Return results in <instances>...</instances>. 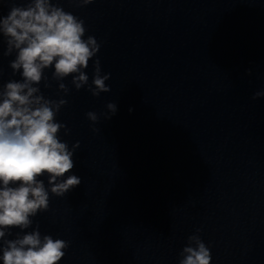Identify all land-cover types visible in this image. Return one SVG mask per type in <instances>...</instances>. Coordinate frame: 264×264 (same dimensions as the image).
Segmentation results:
<instances>
[{"label": "clouds", "instance_id": "9594fccd", "mask_svg": "<svg viewBox=\"0 0 264 264\" xmlns=\"http://www.w3.org/2000/svg\"><path fill=\"white\" fill-rule=\"evenodd\" d=\"M77 2L87 5L93 0ZM85 32L83 20L52 0L13 4L6 16H0V34L7 42L5 55L15 50L10 67L22 77L20 81H8L0 90V260L3 264H59L69 246L63 239H54L49 234L41 236L39 225L30 232L24 230L32 226L33 217L47 211L49 193L63 197L81 184V178L72 174L74 151L58 135L66 127L55 120L66 101L57 103L37 93L44 70L49 68H54L55 78L72 76L76 89L88 83L82 69L88 68L100 45L92 36L84 39ZM94 69V88L89 91L98 97L110 91L105 84L110 74L100 75L98 59ZM59 87L67 91L64 84ZM261 96L264 92L258 91L253 99ZM107 108L112 115L117 111V105L112 102ZM86 116L93 122L98 119L95 112L90 111ZM77 147L78 141L73 149ZM45 176L49 187L41 179ZM13 228L20 229L22 235L17 233L16 238L5 239L12 235ZM188 240L190 243L182 249L179 264H211V251L201 238L191 235Z\"/></svg>", "mask_w": 264, "mask_h": 264}]
</instances>
